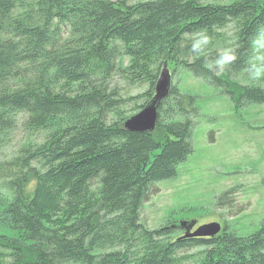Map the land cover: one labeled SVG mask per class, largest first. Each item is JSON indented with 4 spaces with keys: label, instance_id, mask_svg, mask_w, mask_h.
Listing matches in <instances>:
<instances>
[{
    "label": "trees",
    "instance_id": "16d2710c",
    "mask_svg": "<svg viewBox=\"0 0 264 264\" xmlns=\"http://www.w3.org/2000/svg\"><path fill=\"white\" fill-rule=\"evenodd\" d=\"M214 2L0 0V139L18 126L46 134L0 161V264H180L200 247L195 264H264V222L243 238L170 239L185 227L140 221L155 185L192 154L195 99L171 84L152 134L122 128L151 101L163 64L239 106L264 104L263 82L231 81L264 28V0ZM201 32L211 42L194 51ZM229 48L236 61L210 70ZM119 82L146 91L125 98Z\"/></svg>",
    "mask_w": 264,
    "mask_h": 264
},
{
    "label": "rangeland",
    "instance_id": "374dc122",
    "mask_svg": "<svg viewBox=\"0 0 264 264\" xmlns=\"http://www.w3.org/2000/svg\"><path fill=\"white\" fill-rule=\"evenodd\" d=\"M124 1L134 4L140 0ZM213 1L229 3L205 0ZM221 34L225 40L234 39L230 28ZM173 71L170 72L172 87L195 99L193 151L179 165L175 179L155 185L156 194L143 204L140 221L150 230L167 224L193 223L188 234L201 226L217 224L218 235L228 231L237 237H247L264 222V104L239 106L223 88L182 70ZM231 79L235 86L253 83L246 71ZM118 84L125 98L146 91L145 86L128 88L122 82ZM128 107L129 104L122 110ZM45 137L44 132L26 134L18 126L0 139V161L9 160L22 144H42ZM183 227L170 239L184 238L189 227ZM205 250L200 247L178 253L180 264L199 262Z\"/></svg>",
    "mask_w": 264,
    "mask_h": 264
},
{
    "label": "water",
    "instance_id": "95a60500",
    "mask_svg": "<svg viewBox=\"0 0 264 264\" xmlns=\"http://www.w3.org/2000/svg\"><path fill=\"white\" fill-rule=\"evenodd\" d=\"M171 88V74L167 69V65L163 64L160 68L159 76L154 87V95L151 101L137 113L129 117L122 124V128L128 132L149 133L152 134L156 128L158 106L160 102L167 97ZM186 224H182L185 226ZM187 233L184 237L187 238H213L220 232V227L217 224H209L199 227L192 234H188L193 227V223H189Z\"/></svg>",
    "mask_w": 264,
    "mask_h": 264
},
{
    "label": "clouds",
    "instance_id": "9594fccd",
    "mask_svg": "<svg viewBox=\"0 0 264 264\" xmlns=\"http://www.w3.org/2000/svg\"><path fill=\"white\" fill-rule=\"evenodd\" d=\"M199 39L193 44V50L199 51L202 46L211 42V37L205 32L197 34ZM253 55L248 62L246 69L248 79L251 82H264V28L258 30L255 38L252 40ZM237 59L235 50L232 48L225 49L224 52L213 63L208 65L210 70L218 68L227 70Z\"/></svg>",
    "mask_w": 264,
    "mask_h": 264
},
{
    "label": "bare ground",
    "instance_id": "6f19581e",
    "mask_svg": "<svg viewBox=\"0 0 264 264\" xmlns=\"http://www.w3.org/2000/svg\"><path fill=\"white\" fill-rule=\"evenodd\" d=\"M219 233H220V232H219ZM219 233H218V234H219ZM218 234H217L215 237H217ZM215 237H213V238H215ZM184 238H187V237H184ZM213 238H211V239H213ZM193 239H201V238H193ZM204 239H209V238H204Z\"/></svg>",
    "mask_w": 264,
    "mask_h": 264
}]
</instances>
